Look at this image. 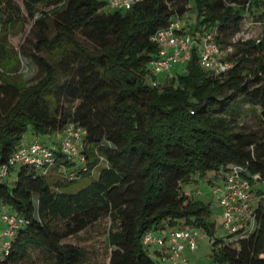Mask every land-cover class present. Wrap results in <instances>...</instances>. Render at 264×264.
<instances>
[{"label":"trees","instance_id":"16d2710c","mask_svg":"<svg viewBox=\"0 0 264 264\" xmlns=\"http://www.w3.org/2000/svg\"><path fill=\"white\" fill-rule=\"evenodd\" d=\"M23 7L27 17L14 0H0V62L28 18L35 40L34 52L12 51L18 64L9 71L0 63V166L9 174L19 168L14 187L0 178V204L25 220L0 264H25L31 251L46 264H86L87 250L64 240L105 217L113 223L109 264H161L143 244L148 232L182 225L215 234L209 207L182 191L192 175L235 168L264 185V39L232 42L246 12L261 8L264 24V0H195L197 25L188 32L216 31L223 51L234 48L231 67L220 74L203 68L194 48L166 83L151 72L159 54L152 37L187 14L190 0H141L113 12L99 0H23ZM24 57L38 67L30 83L12 78ZM245 105L255 128L239 125ZM70 125L86 131L79 156L60 150ZM28 131L57 134L52 145L34 141L55 151L46 174L10 164ZM101 163L96 181L79 192L60 193L48 181L56 170L64 181L54 184L64 186ZM256 189L263 197L254 226L216 239L210 264H264V190Z\"/></svg>","mask_w":264,"mask_h":264},{"label":"built area","instance_id":"2783aa9c","mask_svg":"<svg viewBox=\"0 0 264 264\" xmlns=\"http://www.w3.org/2000/svg\"><path fill=\"white\" fill-rule=\"evenodd\" d=\"M99 1L104 2V8L125 11L141 0ZM180 20L181 18L176 19L168 28L152 37V41L159 47V54L150 62L151 72L155 76L172 75L177 66L185 68L194 48H197L203 68L215 74L226 73L231 67L226 57L233 52V46L223 51L217 41L216 31H207L198 38L193 37ZM85 134V130L70 125L59 141L60 150L69 157L79 156L81 138ZM80 160L85 161L84 157H80ZM20 163L40 167L46 174L48 168L55 164V151L40 142L30 143L20 148L10 161L12 166ZM8 175L9 166H0V178ZM70 176L73 177L74 173H70ZM216 179L223 181L222 185H217L216 182L212 184L215 186L214 196L222 208L223 229L227 234H233L243 228H252L258 202L263 197L257 194L259 177L248 179L238 169L233 168L224 171ZM2 221L5 228L0 230V257L9 249L16 229L25 222L21 216L11 213H4ZM169 228L171 227L167 225L148 232L143 238V244L156 249L165 260L172 261L174 264H189L188 260L182 259V253L186 250L191 252L196 250L199 240L202 239L200 230L192 227H175L170 230Z\"/></svg>","mask_w":264,"mask_h":264},{"label":"rangeland","instance_id":"374dc122","mask_svg":"<svg viewBox=\"0 0 264 264\" xmlns=\"http://www.w3.org/2000/svg\"><path fill=\"white\" fill-rule=\"evenodd\" d=\"M19 4L27 17V14L24 11L23 0H14ZM104 12H113L115 10L110 8H104ZM261 8H255L252 11L245 13L244 21L240 32L235 34L232 37V42L244 43L247 41H256L257 43L264 39V24L259 21V16L261 13ZM42 16L38 14L36 17ZM197 11L195 8V0H190V10L181 18V23L186 28L187 31L195 28L197 25ZM48 30L51 32L50 37L55 35L54 27L52 20L47 22ZM33 25L34 20L25 21V24L22 30L15 37H10L8 39V50L9 54H5L2 57V65L5 66L3 69L9 71V68L14 66L16 63V57L12 51H20L22 47L23 52L29 53L35 51V40L33 34ZM22 52V55H23ZM39 54V53H37ZM178 67V66H177ZM180 69V66H179ZM23 77H21V74ZM38 74L37 65L25 57L22 58V63H19V71L12 73L13 81L26 82L30 83L33 81L35 76ZM171 76L160 78L161 82H167ZM258 119L256 115L252 112L248 105L244 106V112L241 114V119L239 125H247L250 127H256ZM57 134L45 135V136H36L32 131H28L22 138L19 147L26 146L36 140L41 142H47L52 145L53 141L56 139ZM104 165L101 163L99 167H96L89 174L84 175L79 180L72 183H65L64 186L57 187L55 182L57 180L64 181L61 175L58 176L56 170L51 171L50 176H48V181L53 188V190L60 193H76L94 183L99 175L100 170ZM18 166H15L12 172L4 179V183L10 187H14L17 180ZM217 174L215 172H209L205 177H200L199 174L192 175L188 183L182 185V191L191 198L197 199L204 204H206L210 209V221L215 224V234L213 238H210L202 229H199L202 234V239L199 240L197 248L194 252L184 251L182 253V259L188 260L189 264H210L211 263V253L212 245L216 239H221L227 235L226 231L222 227V208L219 204L218 199L214 196L213 190L215 188L212 183L216 182L217 185H222L223 181L216 179ZM260 188L264 190V185L262 183L258 184ZM4 213L16 214V211L13 210L10 206H4L0 204V228H5V224L2 221V215ZM113 223L110 217H105L101 219L96 224L92 225L87 230L81 232L73 238H68L64 240V243L72 244L76 246L83 247L87 250V261L86 264H109L110 257L113 249L109 245L108 233L112 228ZM177 227L184 226L179 225ZM170 229H175L171 227ZM169 254V252H167ZM151 258L156 263L161 264H174L172 261L165 260L161 255L154 252V249L150 251ZM25 264H46L38 251H31L30 257Z\"/></svg>","mask_w":264,"mask_h":264},{"label":"crops","instance_id":"0c3cea01","mask_svg":"<svg viewBox=\"0 0 264 264\" xmlns=\"http://www.w3.org/2000/svg\"><path fill=\"white\" fill-rule=\"evenodd\" d=\"M0 230H1V228H0Z\"/></svg>","mask_w":264,"mask_h":264}]
</instances>
